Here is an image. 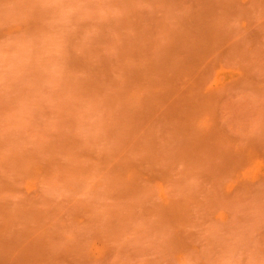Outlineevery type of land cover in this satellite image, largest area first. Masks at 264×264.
<instances>
[{"label":"rangeland","instance_id":"rangeland-1","mask_svg":"<svg viewBox=\"0 0 264 264\" xmlns=\"http://www.w3.org/2000/svg\"><path fill=\"white\" fill-rule=\"evenodd\" d=\"M0 264H264V0H0Z\"/></svg>","mask_w":264,"mask_h":264}]
</instances>
